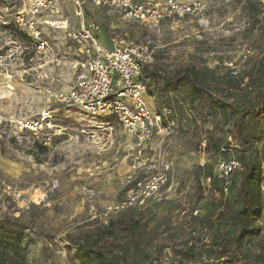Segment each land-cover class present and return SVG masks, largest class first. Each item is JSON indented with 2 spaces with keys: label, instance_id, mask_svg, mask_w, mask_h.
Instances as JSON below:
<instances>
[{
  "label": "rangeland",
  "instance_id": "rangeland-1",
  "mask_svg": "<svg viewBox=\"0 0 264 264\" xmlns=\"http://www.w3.org/2000/svg\"><path fill=\"white\" fill-rule=\"evenodd\" d=\"M28 6L29 0H0V220L16 219L29 228L25 231L30 242L26 264H81L74 259L76 245L109 223L115 225L114 253L120 256L121 264H146L158 258L166 246L183 252L188 241H193L191 232L196 241L206 238L212 251H219L225 239L237 237L238 232L226 218L233 204L231 195L224 200L218 186L203 189L201 182L207 169L214 170L217 155L229 137L239 145L233 120L223 117L205 97L189 106L180 91L170 92L167 100L162 98L163 105L172 104L176 114L177 128L166 151L172 165L171 190L166 191L165 198L139 210L135 230L129 229V212L112 216L107 224L102 222V209L122 196L118 177L124 164L119 161L129 139L117 121L112 122V132L95 128L85 112L61 105L45 93L47 89L56 92L68 88L84 50L62 30L48 27L42 36L49 46L37 53L31 43L20 39L23 31L13 24L15 13ZM62 8L70 26L77 28L81 20L73 16L70 4ZM260 12L264 14V0H209L202 14L176 22L180 28L170 21L158 28L144 27L126 22L119 13L105 8H88L84 22L98 26L101 40L102 34L108 39L126 34L149 43L153 62L141 78L146 84V100L158 110L163 105H158L157 97L165 86L161 80L147 78L148 73L173 76L192 68L214 72L209 90L221 103L254 104L256 94L264 92ZM241 44H248L253 56L233 78L224 64L236 57ZM45 110L52 112L54 126L50 132L57 135L49 146H43V152L34 145L42 142V136L19 132L14 121L39 119ZM246 132L262 135L247 152L260 166L261 191L264 123L248 116ZM236 149L224 156L234 155ZM95 164L101 165V172L92 178L84 170ZM261 197L260 218L250 224L254 233L242 241L230 240L229 259L236 256L243 261L264 255V191ZM223 201L224 212L217 214ZM195 209L197 216L192 215ZM190 254L197 257L198 250Z\"/></svg>",
  "mask_w": 264,
  "mask_h": 264
},
{
  "label": "built area",
  "instance_id": "built-area-1",
  "mask_svg": "<svg viewBox=\"0 0 264 264\" xmlns=\"http://www.w3.org/2000/svg\"><path fill=\"white\" fill-rule=\"evenodd\" d=\"M209 0H29L28 8L15 13L13 24L30 39L36 52L48 48L43 38L44 28L62 30L71 41L83 47L84 58L76 62V73L72 83L64 91L46 90V94L64 106L77 107L94 121L95 128L112 132V122L117 121L129 139L123 158L127 160V169L120 182L122 196L120 200L110 202L101 211L104 224L112 216L131 209L141 210L153 201L165 198L171 190L170 176L172 165L167 160L164 146L172 137L176 127V114L173 107L161 110L152 109L146 101V84L142 80V71L153 62V51L147 42H140L124 35H112L109 48L100 42L98 26L84 22L88 8H105L119 13L126 22L144 27L158 28L162 22L170 21L173 26L182 27L176 22L185 17H197L206 10ZM70 4L75 18L80 19L77 28L70 26L64 16L63 5ZM67 12H69L67 10ZM253 56L248 44H241L236 57L224 65L230 77H237L240 68ZM192 110L188 116L192 117ZM52 112L45 110L39 119L14 121L19 132L41 135L40 144L49 146L53 130ZM1 122V121H0ZM5 122V121H4ZM11 123V122H10ZM231 138L217 155L215 168L210 175L202 176V188H218L223 199H229L233 186V176L242 170V164L234 156H224L234 147H238ZM205 148V141L200 144ZM89 177L101 172V165L88 166L85 170ZM264 191V186L261 187ZM225 201L219 205L217 214L224 212ZM198 210L192 213L197 216ZM217 219V217L215 218ZM205 230V229H204ZM193 241H188L185 251H175L166 246L158 258L146 264H232L229 256H217L211 253L210 242L191 232ZM198 250L197 257L191 251Z\"/></svg>",
  "mask_w": 264,
  "mask_h": 264
},
{
  "label": "trees",
  "instance_id": "trees-1",
  "mask_svg": "<svg viewBox=\"0 0 264 264\" xmlns=\"http://www.w3.org/2000/svg\"><path fill=\"white\" fill-rule=\"evenodd\" d=\"M261 14L260 12L259 15ZM259 22L264 32V14L261 15ZM20 39L26 43H31V39L23 32L20 33ZM148 67H145L142 73L148 71ZM213 75V71H198L192 68L180 71L173 76L151 71L148 73L147 78L161 80L165 86L163 93L157 97L158 105L164 104L162 98L165 96L167 100L170 92L180 91L185 95L189 106L193 107L201 97H205L209 105L216 108L223 117L233 120L232 130L239 142L237 149L234 151V156L242 164V170L233 176L231 189L233 204L228 207L226 218L234 231L238 232V236H232L231 239L242 241L254 233L250 226L252 219L260 218L259 212L262 204L260 166L256 157L247 152L252 143L258 141L262 135L246 132V118L252 116V119L264 123V92L256 94L254 104H224L210 93L209 85L213 80ZM165 107H172V104L163 105L158 110ZM34 145L40 147L43 152L46 150L37 142ZM211 173L212 170L207 169L204 175H210ZM126 212H129L127 216L129 229H137L140 212L134 209ZM114 226V223H109L100 227L93 235L84 237L75 247L74 259L81 264H121L120 256L114 253ZM28 229L16 219L0 220V264H26L30 242L26 240L25 231ZM231 239H225L221 249L211 251V253L217 256H229ZM229 262L232 264H264V255H257L254 258L247 257L243 261L236 256H232Z\"/></svg>",
  "mask_w": 264,
  "mask_h": 264
},
{
  "label": "crops",
  "instance_id": "crops-1",
  "mask_svg": "<svg viewBox=\"0 0 264 264\" xmlns=\"http://www.w3.org/2000/svg\"><path fill=\"white\" fill-rule=\"evenodd\" d=\"M161 1H163V0H161ZM179 1V0H178ZM188 1V0H187ZM179 2H186V1H179ZM91 9V8H90ZM103 38H102V40L100 39V42H101V44L104 46V47H106V48H109V46H110V44H109V39L106 37V36H104L103 34L101 35ZM150 98V97H149ZM151 100H153V98L151 97ZM147 101V100H146ZM152 102V101H151ZM151 102H148L147 101V104L151 107ZM170 143H171V138H169L168 139V141H167V143H166V145L164 146V152H165V155L167 156V154H166V151H167V148L169 147V145H170ZM126 149V148H125ZM119 153V150L117 149L116 150V154H118ZM119 163L120 164H124L123 166H122V175L120 176V177H118L119 178V181H118V186H119V190L121 191V189H120V182H121V180H122V178H123V176H124V173L126 172V169H127V164L126 163H128L127 162V160H125L124 158H123V156H122V158H121V160L119 161ZM119 165V164H118ZM115 172V171H114ZM113 172V173H114Z\"/></svg>",
  "mask_w": 264,
  "mask_h": 264
}]
</instances>
